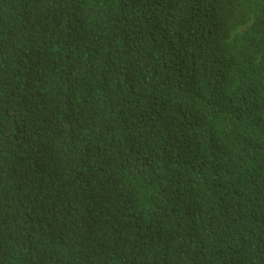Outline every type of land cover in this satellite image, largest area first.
I'll return each mask as SVG.
<instances>
[{"label":"trees","instance_id":"trees-1","mask_svg":"<svg viewBox=\"0 0 264 264\" xmlns=\"http://www.w3.org/2000/svg\"><path fill=\"white\" fill-rule=\"evenodd\" d=\"M0 264H264V0H0Z\"/></svg>","mask_w":264,"mask_h":264},{"label":"clouds","instance_id":"clouds-1","mask_svg":"<svg viewBox=\"0 0 264 264\" xmlns=\"http://www.w3.org/2000/svg\"><path fill=\"white\" fill-rule=\"evenodd\" d=\"M193 39L195 41H197V43H200L201 42V40L199 38H194L193 37ZM203 43L204 42H201L199 45H196V46H194V44H193V46H192V52H199L200 53L202 51V49L204 48L202 46ZM181 139H189L188 135L185 133V130L181 132ZM182 151L185 152V153H187V154L190 153L188 150H185V149H183Z\"/></svg>","mask_w":264,"mask_h":264}]
</instances>
